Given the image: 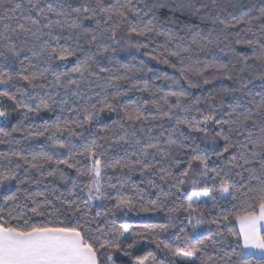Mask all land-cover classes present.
Returning <instances> with one entry per match:
<instances>
[{
  "label": "snow or ice",
  "instance_id": "obj_1",
  "mask_svg": "<svg viewBox=\"0 0 264 264\" xmlns=\"http://www.w3.org/2000/svg\"><path fill=\"white\" fill-rule=\"evenodd\" d=\"M0 264H264V0H0Z\"/></svg>",
  "mask_w": 264,
  "mask_h": 264
},
{
  "label": "crops",
  "instance_id": "obj_2",
  "mask_svg": "<svg viewBox=\"0 0 264 264\" xmlns=\"http://www.w3.org/2000/svg\"><path fill=\"white\" fill-rule=\"evenodd\" d=\"M245 254L247 256H257V257H261V253L259 251H254V250H245Z\"/></svg>",
  "mask_w": 264,
  "mask_h": 264
},
{
  "label": "trees",
  "instance_id": "obj_3",
  "mask_svg": "<svg viewBox=\"0 0 264 264\" xmlns=\"http://www.w3.org/2000/svg\"><path fill=\"white\" fill-rule=\"evenodd\" d=\"M135 222V221H134ZM245 259H252V258H254L255 260H259L261 257H257V256H247L246 254H245V257H244Z\"/></svg>",
  "mask_w": 264,
  "mask_h": 264
}]
</instances>
